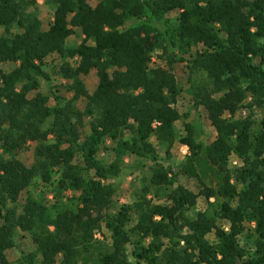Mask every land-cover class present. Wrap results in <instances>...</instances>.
Instances as JSON below:
<instances>
[{"label": "trees", "instance_id": "trees-1", "mask_svg": "<svg viewBox=\"0 0 264 264\" xmlns=\"http://www.w3.org/2000/svg\"><path fill=\"white\" fill-rule=\"evenodd\" d=\"M48 1L54 12L47 27L39 0H0V264H55L77 246L83 264H264V116L258 129L252 114L236 117L248 98L264 110V0ZM78 31L81 41L71 44ZM56 57L75 95H55L51 105L46 94L29 95L42 81L52 84L47 66ZM9 62L15 66L5 70ZM178 62H188L192 74L205 72L213 84L190 90L216 129L210 143L198 138L193 122L177 131ZM92 70L93 91L84 78ZM79 98L86 100L84 113L76 108ZM84 115L92 120L82 136ZM153 136L169 144L168 155L176 140L188 147L181 169L192 176L200 178L202 158L224 167L238 154L244 164L234 177L219 170L215 187L201 179L198 193L178 184L173 167L155 168L150 183L169 205L143 194L103 214L116 192L106 180L120 172L123 156L158 159ZM108 138L116 159L106 165L97 155ZM30 141L37 142L32 166L19 158ZM54 165L62 174L53 191L78 197L52 211L30 187L38 174L53 187ZM200 196L204 210L197 209ZM106 230L110 242L94 258L95 235L107 236ZM21 231L32 248L13 261L9 253Z\"/></svg>", "mask_w": 264, "mask_h": 264}, {"label": "rangeland", "instance_id": "rangeland-1", "mask_svg": "<svg viewBox=\"0 0 264 264\" xmlns=\"http://www.w3.org/2000/svg\"><path fill=\"white\" fill-rule=\"evenodd\" d=\"M99 0H92L91 3L95 4ZM39 11L40 16L44 20L45 26L48 27L49 22L53 20V3L48 0H39ZM178 15L177 12H172L170 16L175 18ZM13 31H16L14 28ZM4 33V28L0 26V35ZM82 39L81 33L78 31L70 39L71 44H76ZM155 58V57H154ZM158 61L161 65H166L165 60L158 58L154 59ZM60 57L54 58V61L49 63L47 66L48 71L52 76V84L50 85L46 81H42L39 88L30 93V97L37 96L39 94H46L49 96V104L55 105L56 99L55 95L63 96L66 99H72L75 95L74 90L71 89V80L63 77L61 73L58 72V65L60 64ZM188 62H178L174 64V70L177 74V78L182 88V92L178 97V101L175 104L176 108V128L179 134H183V124L184 121H190L197 125L198 138L205 141L206 143L212 142L216 138V129L212 125L210 119L208 118L207 110L202 105H195L194 97L191 90L192 86H213L211 80L208 78L205 72L198 71L192 74L191 70L188 68ZM15 65L13 63H7L4 65L5 70H11ZM85 82L89 90L93 91L98 83V76L95 70H92L85 77ZM55 92V93H54ZM65 102V101H63ZM76 108L84 113L86 109V100L84 98H79L76 100ZM187 114V115H186ZM252 114V119L254 120V127L258 129L260 122L264 116V110L257 107L251 98H248L244 103V106L237 113L236 117L245 118L246 116ZM187 117V118H186ZM92 120L91 115H84L83 122L84 125L81 129L82 136H85L89 132V123ZM132 133L128 130L124 133V139H130ZM50 140H53L52 135L49 136ZM153 147L155 148V153L158 155V159L152 158H141L136 155L126 154L120 163L121 170L117 175H110L106 182L111 183L116 192L113 198V202L109 209H104L103 214L111 212H117L121 205L124 203L131 204L138 199L139 195H145L148 199H152L154 203L170 204L165 198V195H155L158 187L151 185L150 177L154 172L155 168L163 167L168 169V167H173L175 172H178V184L184 185L185 187L191 189L192 191L198 193L202 189L201 179L204 180L209 186L215 187L219 182L218 171L227 172L233 177L237 172V168H240L244 164V158L241 155L233 154L230 156L228 163L224 167H217L212 165L206 158L197 164V171L199 177L192 176L186 171L181 169V164L184 162L186 155L189 153V149L186 145L181 144L176 140L169 148L170 154L166 153L169 144L157 140L155 136L151 138ZM37 142L30 141L28 148L23 149L19 153V158L26 163L28 166L36 164L35 148ZM116 143L111 139H106L103 147L99 151L97 157L102 162V164H110L115 161L116 153L114 148ZM80 161V160H79ZM62 174V168L60 165L53 166L52 172V182L54 186H48L44 184L41 177L36 176L34 183L30 187V194L34 198H38L45 202L51 207L52 211H55L53 205L60 204L63 208L73 205L74 198L78 197V194L63 190L62 193H57L53 191L55 188L58 189V179ZM93 176V173H91ZM149 187L150 192L145 193L144 188ZM164 194L168 190H163ZM57 193V195H56ZM28 193L23 192L19 200L20 207L25 204ZM211 201L214 197H211ZM207 206L204 196H200L197 209L204 210ZM196 209V210H197ZM213 211V210H212ZM96 214V213H94ZM2 219L0 217V223ZM107 236H103L102 233H97L95 235L96 243L95 247L91 250V255L96 258L99 255L100 245H107L110 242L109 232L106 230ZM211 237V235H210ZM102 242V243H101ZM16 246L10 250L9 256L15 261L20 255L21 251H27L32 248L31 238L26 232L21 231L16 237ZM127 249L130 253L132 246L127 245ZM84 251L81 246L73 247L69 250L67 254H60L58 261L55 264H83Z\"/></svg>", "mask_w": 264, "mask_h": 264}]
</instances>
